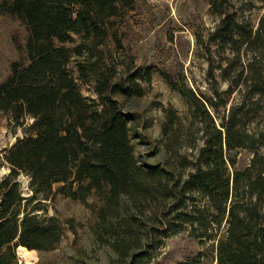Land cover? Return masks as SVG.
Listing matches in <instances>:
<instances>
[{
    "label": "trees",
    "instance_id": "1",
    "mask_svg": "<svg viewBox=\"0 0 264 264\" xmlns=\"http://www.w3.org/2000/svg\"><path fill=\"white\" fill-rule=\"evenodd\" d=\"M241 1L250 10L264 3L211 0L220 18L210 35L220 56L212 92L198 94L184 76L159 69L192 121L160 103L165 146L175 155L155 162L137 156L138 115L129 105L146 96L158 70L120 68L107 50L110 39L123 48L119 29L137 0H0V15L26 30L0 82V112L25 131L6 151L10 172L0 177V264H20V247H59L67 223L45 215L59 194L92 210L97 242L116 253L110 264H151L152 250L186 228L217 242L216 264H264V19L256 27ZM83 84L94 85L97 99ZM184 146L198 150L193 159L180 153ZM244 151L251 157L241 166ZM202 256L179 264H203Z\"/></svg>",
    "mask_w": 264,
    "mask_h": 264
},
{
    "label": "rangeland",
    "instance_id": "2",
    "mask_svg": "<svg viewBox=\"0 0 264 264\" xmlns=\"http://www.w3.org/2000/svg\"><path fill=\"white\" fill-rule=\"evenodd\" d=\"M239 7L256 27L264 19V3L260 1H256V7L251 10L247 1H241ZM219 22L220 18L211 11V0H137L136 10L128 12L124 25L119 29L123 48H119L113 39L108 41L107 50L120 68L132 63L135 67L153 65L158 70L153 75V83L148 87L146 96L129 105L138 115L134 127L141 136L134 138L133 142L141 161L147 158L157 162L175 155L165 146L168 138L163 136L162 122L166 114L160 103L165 107L173 106L187 125L192 121L189 104L178 91L172 89L159 69L176 78L184 76L188 86L198 94L210 93L216 88L210 71L212 66L217 67L220 56L217 47L210 43V35ZM25 34V27L20 22L0 15V82L9 75L11 63L20 57L15 38L23 40ZM218 79L222 88L227 89L226 83ZM83 93L90 99H97L93 84H83ZM26 123L31 124L32 119L27 117ZM192 132L200 145L199 124L194 125ZM24 135V128L15 118L0 112V177L10 172L5 159L6 151ZM143 136L147 140H143ZM174 145L178 149L179 144ZM197 152L186 146L180 149V153L190 159ZM240 157L242 166L248 162L251 154L244 151ZM188 172L189 169L186 170ZM21 182L25 195H29V180L22 176ZM59 187L57 185L56 189ZM47 208L45 215L56 216L67 223V233L56 250L36 251L37 258L31 263L21 259L18 254L20 264H110L116 257L110 246L97 242L92 232L94 215L89 207L59 194L49 201ZM68 220H73L77 232L69 228ZM216 247L217 242H202L191 236V229L186 228L167 239L157 250H152L155 257L151 264H179L200 254L203 255V264H216Z\"/></svg>",
    "mask_w": 264,
    "mask_h": 264
},
{
    "label": "bare ground",
    "instance_id": "3",
    "mask_svg": "<svg viewBox=\"0 0 264 264\" xmlns=\"http://www.w3.org/2000/svg\"><path fill=\"white\" fill-rule=\"evenodd\" d=\"M18 254L20 255L21 259L27 262H32L35 261L37 256H36V250H29L25 247H20L18 249Z\"/></svg>",
    "mask_w": 264,
    "mask_h": 264
}]
</instances>
